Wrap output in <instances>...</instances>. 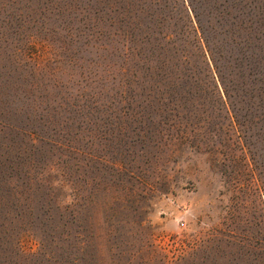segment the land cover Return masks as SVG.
Segmentation results:
<instances>
[{"label": "rangeland", "instance_id": "rangeland-1", "mask_svg": "<svg viewBox=\"0 0 264 264\" xmlns=\"http://www.w3.org/2000/svg\"><path fill=\"white\" fill-rule=\"evenodd\" d=\"M197 1L206 28L228 4L261 48L244 50L259 70L230 97L178 0H0V168L18 184L33 162L74 208L77 264H264V0ZM9 210L0 264H63L50 230Z\"/></svg>", "mask_w": 264, "mask_h": 264}, {"label": "trees", "instance_id": "trees-1", "mask_svg": "<svg viewBox=\"0 0 264 264\" xmlns=\"http://www.w3.org/2000/svg\"><path fill=\"white\" fill-rule=\"evenodd\" d=\"M60 1L69 2V0H45L46 5L48 6L55 5ZM97 1L111 2V0ZM112 1L117 2L118 0ZM121 1L122 0H120V2ZM178 1L181 6L182 18L194 33L196 48L202 59V64L204 65L205 77L212 76L214 79L215 77H218L223 88H225L227 97L232 95L230 94L229 89L226 88L228 81L231 82L232 86L246 88L249 78L253 75V72L259 70L260 64L257 62L256 56L252 53L253 51L251 53H246V51H244L248 50L249 47L261 49L256 44L257 41L253 43L257 38L251 32V28L245 29V26L242 29L245 31V36L239 34L237 31V25L240 23H237L232 11L228 10V4L222 6V9L214 6V8L211 7L207 11L208 19H211L214 15L213 10L219 14L220 18H228L226 22L217 20L218 31L213 26L211 29L209 27L206 28L204 26V14L201 12L197 0ZM125 2L130 3L129 1ZM70 3L71 2H69V5H71ZM225 3H227V0H225ZM249 21L254 25L252 18H250L248 22ZM214 41L218 44L216 45ZM222 62L224 63V66L222 65ZM223 69L229 71V75H233L230 80L225 77ZM193 72H195V69L187 70L186 72L191 80L194 77L192 74ZM169 77V73L166 71H156L153 75H150V78H152L156 84L163 85H168ZM261 81L262 80H260V82ZM214 90H216L214 94H216L218 99L222 101V104L225 105V101L223 100L217 82ZM20 130L22 134L30 136L32 140H38L45 144L57 145V143L52 142L50 138L38 136V139L33 136L34 132L24 130L23 128ZM58 145L62 146V144ZM63 145L65 148H68V145ZM33 167V162H30L22 177H18L21 180V183L18 184L13 180L12 172H10V170L14 172L13 168H0V182L2 181L0 184V228H2L3 232L7 234L6 229L8 224H12L13 222V219L10 220L9 218L11 214V211L9 210V201L14 199L20 205L24 204L25 212L23 211V213L19 215L23 221V225H25L24 223L34 224L35 221L40 222L42 227H46L50 230L43 231L44 234L41 241L44 242L49 236L50 240L47 241H51L54 244L60 242V245H58V255L61 257V263L77 264L78 258L73 254V250H71L74 244V239L78 237L83 240L84 244H86L88 240H84V236H81L79 232L73 230L70 218H75L76 212L73 207H62L57 204L53 187L47 183L41 182L40 178L35 176V170H33ZM15 174L18 175V170ZM36 212H39V214L35 215ZM55 217H58L60 223L55 224ZM102 238L104 237L102 236ZM62 242L65 247L62 245ZM75 247L77 246L75 245ZM79 249L81 248H76L77 251Z\"/></svg>", "mask_w": 264, "mask_h": 264}]
</instances>
